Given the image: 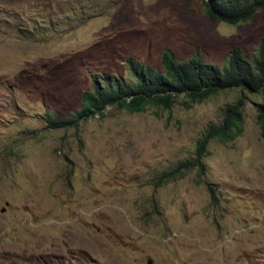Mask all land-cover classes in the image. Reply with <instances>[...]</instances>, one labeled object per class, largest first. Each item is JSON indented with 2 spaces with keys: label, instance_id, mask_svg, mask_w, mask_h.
Here are the masks:
<instances>
[{
  "label": "rangeland",
  "instance_id": "rangeland-1",
  "mask_svg": "<svg viewBox=\"0 0 264 264\" xmlns=\"http://www.w3.org/2000/svg\"><path fill=\"white\" fill-rule=\"evenodd\" d=\"M204 8L0 0V264H264V94L139 114L108 108L58 130L46 122L74 117L98 76L128 78L130 59L162 69L166 51L215 66L256 55L264 11L231 26ZM242 97L243 136L211 141L203 175L188 168L159 184Z\"/></svg>",
  "mask_w": 264,
  "mask_h": 264
},
{
  "label": "trees",
  "instance_id": "trees-1",
  "mask_svg": "<svg viewBox=\"0 0 264 264\" xmlns=\"http://www.w3.org/2000/svg\"><path fill=\"white\" fill-rule=\"evenodd\" d=\"M205 13L212 23L236 26L252 21L264 11V0H202ZM129 77L102 74L95 79L93 90L83 95V108L74 117L63 120L46 117L49 129L58 130L77 126L96 116H105L108 108L126 110L139 114L148 107L172 111L182 103L190 109L228 91H243V94H264V39L251 59L240 52H234L222 66L206 63L201 57L179 61L170 52H164L162 69L140 64L132 59L127 61ZM245 99L230 105L223 113L220 124L210 126L199 141L194 159L180 165L175 171L166 173L159 184L184 173L188 168L199 167L205 172L203 159L211 141L232 143L245 132ZM257 124L264 140V105H257Z\"/></svg>",
  "mask_w": 264,
  "mask_h": 264
},
{
  "label": "bare ground",
  "instance_id": "bare-ground-1",
  "mask_svg": "<svg viewBox=\"0 0 264 264\" xmlns=\"http://www.w3.org/2000/svg\"><path fill=\"white\" fill-rule=\"evenodd\" d=\"M94 47V46H93ZM97 60H99V59H97ZM107 61V60H106ZM115 64V63H114ZM8 105V104H7Z\"/></svg>",
  "mask_w": 264,
  "mask_h": 264
},
{
  "label": "water",
  "instance_id": "water-1",
  "mask_svg": "<svg viewBox=\"0 0 264 264\" xmlns=\"http://www.w3.org/2000/svg\"><path fill=\"white\" fill-rule=\"evenodd\" d=\"M151 264V263H150Z\"/></svg>",
  "mask_w": 264,
  "mask_h": 264
}]
</instances>
